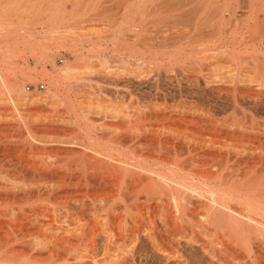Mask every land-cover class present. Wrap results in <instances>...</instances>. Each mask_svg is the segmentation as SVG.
I'll use <instances>...</instances> for the list:
<instances>
[{"label": "bare ground", "instance_id": "1", "mask_svg": "<svg viewBox=\"0 0 264 264\" xmlns=\"http://www.w3.org/2000/svg\"><path fill=\"white\" fill-rule=\"evenodd\" d=\"M71 2L74 4V6L75 4H77L76 9H78L79 11L82 10V6H83V9H84L83 11L85 12V14L88 13L87 15H89L88 16L89 19H86L83 22L81 21L80 23H77V22L70 23L69 20L67 22L66 20L64 21V19L68 18V15H67L68 13L66 12V5L68 3L70 4ZM110 4H113V5L110 6ZM78 5L80 6V9ZM191 5L194 7H193V11L190 13V11L188 10L189 7L188 9H186V7L191 6ZM165 8L166 9L168 8L170 12H172V10L174 12L176 11L178 12L183 11V12L182 13L180 12V15L175 13L177 16H174L175 15L174 14L172 15V17H169L168 15V18L165 15L166 18L163 17L165 19L157 20V18L154 16L157 14H161V12L166 10ZM81 14H83V12H81ZM182 14H186V16L187 15L189 16L186 17L185 15L183 16ZM26 16L28 17L26 18ZM80 16H85V15L83 14ZM160 19H161V16H160ZM217 19H224L226 22L227 20H230L232 23H233V20L239 19L240 24H236L235 27L232 25L235 28L234 29L235 34L239 33V35L246 36L245 38L250 36V38L251 37L253 39L255 38L260 43L264 42V0H166V1L165 0L163 1L162 0H0V68H1L0 78L4 79L5 74L2 71L3 68L5 69L7 68L8 70L12 66V68L14 69L20 63L16 59L24 60V57H23L24 53L19 52L20 50L15 51L13 50V48L14 49L15 48L16 49L18 48L26 49L27 42L29 44V42H31L33 38L35 40L39 37H40L39 39L43 37V39L47 41V43L45 42L47 45H48V42L49 43L51 42L53 45L52 47H54V50L55 48L57 50L62 49L70 53L71 56L75 58L74 59L75 61L72 64H75V65L77 64V67L80 64H85L84 65L86 66L85 68L90 73L87 71L86 72L82 71L85 69L82 67L83 65H81V68H83L81 71L82 73L83 72L88 73V77H87L88 79H89V75L90 76L92 75V78L90 77V80L92 79V81L96 80V79L94 80L93 77L97 78L98 80V78L103 76V75H100L99 77V73H102V70L98 73L97 68L99 67L97 66H102L103 68L106 67L104 69H109L107 73L104 70L106 75L105 73H103L105 75L106 80H104L103 78L104 76L102 77L103 81H105L106 84L104 83L105 86H103V88H100V86H102L103 84L102 83L103 81L98 80V85L102 83L99 86L98 96L101 95L103 99L105 95H109L108 93H111L109 92L111 90L112 92H114V94H116V97H113L115 95L112 96L113 98H117L115 101V104L110 105L112 103L111 102L109 106L108 105L105 106L106 103L104 102L105 103L104 106L101 105L100 104L101 102L99 101V97L97 96L98 93H92L93 96L98 97V99L94 97L92 98V100L96 98L100 102L99 103L96 100V103H98L99 105L98 104L96 105L94 101H93L94 104H85L84 99L86 97H84V95L86 94H84L83 91L85 93L87 92V94L91 92L90 91L88 93L87 90L86 91L83 90V87L85 86V82L83 83V79H86V77H83L80 75L79 68L75 70L77 71V73L75 74V76H73L75 72L73 73L72 70H74L77 67H72L74 65L70 66L71 62L67 58H64V59L61 57L59 58L61 59V67H59V68H62L61 75L63 74V76L65 77L63 79L65 80L67 78L70 79V74H73L70 80H72L74 77V81L73 83H71L74 89L72 95L74 96L76 103L78 105V109H76V107L73 106L75 107L73 108L74 112H76L75 110H77V112L79 111L81 113H84L86 116L87 115L89 116L92 114H100V113L102 114L106 112L108 113L110 112L112 113V115L113 113L118 116L120 115L121 117H123V118H120V120L123 119V121L126 122L125 126L128 125L127 127H129L128 130L124 129L123 131L121 129L124 133V136L122 137L126 139L128 138L129 141L133 143V145L135 144L134 145L135 149L132 148L133 145L131 146L133 150V151L131 150V153L132 154L133 152L135 153V151H137V149L140 148L141 154L142 152L143 154L141 155L140 153L138 152L137 153L140 154L141 157L144 156V151H146L145 152L146 154H147V151H150L149 153L154 154V155L151 154L152 156H155L156 154L159 156L157 160L152 162L154 163L155 167L153 166L152 168L150 165V168H149L148 166L145 165V163L150 162L153 158L144 156V159L142 158L143 160L140 158L139 162L135 161L133 163L124 161L125 159L122 161L120 160L121 158L116 159L115 157L117 154L114 157V152L112 148H111L112 149L111 152H113L112 153L113 155L111 154V152L110 153L108 152L107 154H105L104 153L105 151L102 152V150L101 151L99 150L100 148L103 149V147H99V149H96V147L100 145L97 142L95 143L94 142L95 140L93 141L94 138H92L90 135L87 136L88 134L84 133L83 132L84 130L83 131L81 130L80 132L81 133L83 132L86 135L84 136L87 137V139L85 138L87 141H84L83 138L81 139V137L77 139V137H79L80 135H75V134H73L75 138L71 134L70 135L76 140H72L73 138L67 139L69 137L64 139L61 135H60L61 137L57 135L60 138L56 136V138L58 139H53L54 135L52 134L53 135L52 137L48 133H47V136L51 138H48L47 136H45L46 138H44L43 135L41 134L42 136H40V138L42 137L44 139H38L37 135L35 134L33 135L32 133V135H30L29 138L31 139L33 144L40 143V146L42 143L44 144L54 143L58 145H64V151L66 150L65 146L69 148L71 147L73 149L75 148L73 146H77L79 147L78 149L81 148V151L83 148L82 152L79 150H76L78 153H74L70 150H69L70 152L69 151L65 152V155H67V157L62 158L63 161L60 158L61 161L59 163H57L51 156V158L54 161L51 160L52 163L50 161V164L48 166H46V163H45V166H43V163L41 162L42 158H40L41 153L40 154L37 153L39 154V158L41 159L40 163L38 161H36L38 163H36L35 161L30 162V160L33 158V156H30V155L34 151L30 152L31 154H29V156L32 158H27V161H29L30 163L32 162L35 163V167L33 166L34 164H31V166L34 168L30 170L31 172L34 170V173H36L35 171H37V173H39L38 176L43 175V173L45 176L46 175L45 173L48 172V174L50 173L48 175V178L49 176H51V174L54 176H57V180L55 179L56 181L54 182H53V176H51L52 178H49V179L46 176L48 180L50 179L52 180V181L50 180V182L52 183H46L48 180L45 182V177H44L43 179L44 182L43 180L42 182L46 183L45 186L42 184L41 179H40V182H41L40 185L44 186L43 187L45 189L44 191L45 192L49 191L51 194L54 191H58V192L59 191L61 192V190L70 191L69 189H72V190L74 189L76 191L77 190L79 191L80 189H85L86 190L85 193H81V195H76L78 197L80 196V198H78L79 200H76L77 197L74 198L76 200L74 203L76 204L78 202L76 205L83 206L84 202L87 201V200L85 201V199L89 198L91 200L88 203L95 204V202L97 203L100 202V203H103L102 206H104L102 212L105 214L103 216L102 214L101 215L99 214L100 216L95 217L96 219H91L93 221V222L90 221L91 223L87 222V219H86L87 217L85 216V213L83 211H81V213L77 212V215L79 214L78 216L79 218H76V220L81 219L78 223V226H76L75 228L73 226L74 229L72 228V230H61L60 229L59 230L60 232H56L57 235H55V237H53V235L56 233H54L52 237H49V241L51 240V242L53 238L54 240L56 239L55 243L54 241L52 242V244L54 243L53 245H55L54 246L55 248L63 247L61 249H64L67 246L69 250V245L67 244L72 245L71 240L73 238L81 239L87 236L93 239L95 235L97 237V233L101 230L102 236H104V241L107 243V245L114 246V244H109V243H113V241H117V239L122 241L124 238L125 240L126 235L127 236L129 235L128 237L131 240V243L129 241L130 243L129 245H127L126 247H121L123 256L122 255L120 257L115 256L114 259L111 257L110 260L109 258H107L108 259L107 264H129L130 263L129 261L133 262L132 264H136L137 262L135 261V258H136L135 256L138 251V245L140 244V241L142 240L147 241L149 243L151 247V251L154 255L159 256L160 258H162V261L164 260L168 262L169 264H191L190 260L188 259V256L185 253L186 250L188 251L193 250L194 252L199 251L201 255L203 256L202 258L206 259L208 263H211V264H264V188H263L264 185L261 183V181L264 182V180L263 179L261 180L260 177L257 176L258 175L257 173H255L256 174L255 175L252 172V170L254 169L252 168V166L256 167L255 165L257 166L259 164L262 165L263 162L260 163L258 159H257L258 162H256V159H254V161L251 159V157L254 158V156L258 158L260 155H261V159L262 157L264 159V146L261 147L258 144L260 147L257 148L256 145L252 144L254 141L256 142V140L254 139L252 143L250 141L251 144H249L248 142L247 144H242V146L240 145L234 146L230 143L235 142L236 140L231 141L233 140L234 137L231 138L230 137L231 133H229L230 131L233 133L234 131H236L234 133L235 135L236 133H238V131H241L242 134L244 132H247L248 134L251 131L255 130L254 124L249 125L247 121L246 122L244 121V120H247L246 117H252V115L249 112L250 110L249 108L251 107L248 106L247 109L249 110H247V112H245V110L244 111L242 110V113H240L242 117L244 116L246 118L245 119L243 117L244 118V119L242 118L243 121L239 120L241 119L240 117V118H236L239 121L236 123L228 121V118H227V121L224 118L223 119L224 121L222 122L221 121L222 118H220L221 119L220 120L218 119L219 117H215V115H212L213 110H211L207 105L205 106V104L202 103L201 97L200 99H197V101L193 102L191 100L192 98L191 99L189 98L190 99L189 100L187 96L182 95L183 90L185 91L189 90L191 94L192 93L193 94L195 93L196 95L198 94L197 96L203 93L206 94V92L209 91L207 93L208 94L210 93V95L211 93L217 94L220 96L225 95L227 96V98L236 99L237 101L247 100V101H252V102H256V101L258 102L260 97L264 98V52H262L264 49H262L261 51H257V53L259 54L263 53V55L261 54L260 55L261 57H260L257 55L256 56L252 55L251 52L249 51L248 52L244 51L245 53H242L241 51H239L240 48L237 49L235 47L234 49L233 45H231L233 46V50L227 49L226 47L229 46L227 44H226L227 46L225 47L226 49H223L221 47H219L220 48L219 49L218 47H216L218 48L216 50H211L212 47L211 48L209 47L210 49H204V48L197 49L195 47V45H197L198 42H201L199 40L200 39L202 40L204 36L203 34L205 32L203 31L207 30V27H208L207 21H215ZM209 23H210V27L211 26L213 27V24H211V22ZM241 23H242V26H241ZM205 24H207L206 28L204 27ZM37 25L38 27H36ZM216 25L220 27L219 24H217V22H216ZM227 26L228 25H226L225 27ZM214 27H215V23H214ZM232 28L230 29L232 30ZM165 29H167L166 32L167 33L169 32V33L162 35L161 34L162 31L165 32ZM217 29L219 30V28ZM217 29L215 27V32ZM210 30H213L214 32L213 28ZM218 30L217 32L222 31V30H219V31ZM176 31H178L177 34H175ZM227 31L225 33L230 34V31L228 32ZM211 33L212 32L210 31V34H207V35L210 36ZM212 34H215V33H212ZM214 36H217V35H214ZM108 38L110 39V41H112L111 42L112 45H107V44L102 45L101 41L107 40ZM214 38L212 37V39ZM222 38H224V36ZM250 38L248 37L246 41H248ZM209 39L207 38L203 40L206 42V40H209ZM42 40L40 42H43ZM212 41L214 42L215 40H212ZM236 41H237V38H236ZM242 41L244 43L245 40H242ZM221 42H222V39H221ZM221 42L219 44H222ZM228 42L229 41H227V43ZM89 46L91 47L90 49L87 48ZM262 46L264 45L262 44ZM12 52L16 53L15 57L14 55L13 57H11ZM7 53L11 55L9 57L5 56V54ZM45 53L46 51L44 48V52H43L44 56L48 54V52L46 54ZM60 53L58 51V57L59 55H61ZM105 53H108L109 56H105L104 55ZM3 55L6 57V59H4ZM46 58H44L43 60V65H44L45 60L47 61V63H50L53 66L59 65L57 63L58 62L57 55L56 56L52 55L51 58H47V59ZM122 62L123 63L125 62L126 66L125 67L123 66L121 68ZM47 63L45 62V64ZM13 66H16V67H13ZM102 67H100L99 70ZM203 67H208L209 71H211L210 68H212L213 70L214 67H216L217 69L222 67L225 69L226 73L224 76L217 77L214 73L217 71H216V68H214L215 70L213 72L215 75L214 77L212 76L213 74L212 75L207 74L209 73L207 71H206L207 73L204 72L206 73L205 75L203 73V69H202ZM45 70L47 71V69ZM82 75H84V73ZM92 81L91 83H95ZM5 82L7 84L6 80ZM87 83L90 84V82H87ZM88 86H89L88 88H90V85ZM92 86H94V84L91 85V88H93ZM9 88H11V86L6 89H9ZM36 88L37 87H35L34 91L32 90L35 93H36L35 91ZM105 88L107 89V91L104 90ZM23 89L22 87L20 88L19 86H15L13 89L10 90V92H12V96L13 95L15 96V100L18 103H22L23 101H25L26 96L24 93H26V90H23ZM96 89L97 87L93 89L95 90L94 92L98 91V89L97 90ZM89 90H92V89H89ZM46 93L49 94V92H46ZM70 93H72V90ZM112 94L113 93H111V95ZM33 96L34 97L32 99H34L35 101H40L42 98L45 97V96H42V93L41 95L37 93V94H34ZM260 102L262 101L260 100ZM252 104L254 105V103ZM234 114H236V111L234 112ZM2 117L3 116H1V118ZM233 117H230V118H233ZM15 119L20 121V119H17V118ZM251 119L250 121L253 122V119L252 120ZM3 120H5V118L0 119V122H1L0 125L2 124V122L4 123ZM5 121L7 122V120ZM199 122H201L200 126L198 125ZM194 124H195L194 126L195 128L191 126ZM2 125L0 127L5 128ZM190 126L193 129L190 128ZM10 129H12V127ZM112 130L110 129V131ZM86 132H88V130ZM109 132L107 131V133ZM91 133L89 132V134ZM228 133L230 135L229 138H231L230 143H227L228 141L226 142L225 139L223 138L224 136H226L227 138ZM118 134H115V135L118 136ZM208 134L210 135L212 134L213 137H211L212 136L211 135L209 138ZM262 134H264V132ZM16 135L17 134L13 136L11 134L10 136L9 133H7V130H5V132H0V148H2V150H0V182L4 181L3 185L2 183L0 184V207L1 205L3 207L8 206L9 203L12 204L13 202L10 199V197L12 196H9V194L11 195V192L16 191L18 189V184H19L18 180L20 178L19 177L13 178L12 176L13 175L20 176V174L21 176L22 175L24 176V174L26 175V172H30L28 170L32 168V167L29 168L27 164L25 165L24 164L25 161L22 160V158L27 157V156L25 157L23 156L26 155L25 147L27 146L26 142L28 140L26 141V139L23 138L24 136L22 135H21L22 137L20 136L17 137ZM94 136L96 135H93V137ZM119 137L121 136L119 135L118 139ZM250 137L248 136L249 139ZM115 138L117 139L116 136ZM124 138H122V140ZM95 139L96 141H98L99 138L98 139L95 138ZM116 139H114L113 137L109 139V141L112 140L113 142V140L116 141ZM100 141H102V139ZM257 142L260 143L259 141ZM119 143H122V145L126 144V143H123L122 141H120ZM33 144L32 145L29 144L30 147H32ZM103 144L102 146H106ZM261 144H262V141H261ZM36 145H35V148H36ZM243 145H246V146H243ZM42 146L43 148H45L44 147L45 145H42ZM55 146L56 145H54L53 147ZM8 147H15V150L17 148L19 149L21 148V149L16 150V151H11V148L9 150ZM39 148L40 147H37L35 149L36 152H37V149ZM125 148L126 147L124 148L122 147L121 149H123V151H125L126 149L128 150V148L126 149ZM57 149L55 152H57ZM204 149L217 150L219 152L221 151L222 159L224 158L223 156H225V159L226 158L228 159L229 154L226 155V152L228 151L232 152L233 150L236 153L237 158H239L240 156L241 157L246 156V158H248L249 161L250 160L252 161L249 162L247 167L244 165V167L246 168V169L244 168L245 169L244 171H243V166H241L242 168H239L240 166L238 167V165H240V161L244 160L245 158L237 162L238 165L235 167L242 169L244 174L240 173L241 172L240 170L231 167L232 170L234 169H235L234 171L238 170L240 171L238 172L239 174H243L242 176H240L236 172L237 174L236 176L237 177L239 176V178L241 179V180L238 179L240 181L236 180L237 181L236 182L235 181L236 178L234 177L235 178L234 179L232 176V173L234 174L235 172H233L230 169V166H229V169H230L229 172L232 171L231 176L229 174L224 175L226 174V172L223 170L224 168L223 164L225 165L226 160L224 161V163L222 160L220 161V163L218 162L216 165L217 166V169H216L215 167L216 160L214 159V155H212L213 157L210 155L209 156L214 159L215 164H213V161L211 160V158L209 159V157H207L208 155L205 156L206 153L203 151ZM60 150H58V153L61 152ZM200 150L204 152V155L201 154L202 159L199 160L197 158H199L198 156H200L201 158ZM224 150H227V151L224 152ZM27 152L29 153V150ZM44 152H46V150ZM117 152L120 153L119 155H121L122 157L123 154H121V152L119 151ZM222 152L225 153V155H223ZM51 153H52V150H51ZM58 153L57 154L55 153V155L56 156L59 155ZM33 154H35V152ZM37 154L35 158H38ZM48 154L49 153L47 152V155ZM108 154H111V155H108ZM209 154H213V152L212 153L210 152ZM51 155H54V154H51ZM68 155L72 157L68 159ZM140 155H137V156H140ZM157 155L155 156V159ZM217 155L218 154L215 155L216 159H218V157L220 156L219 155L217 157ZM257 155L259 156L257 157ZM184 156H187V158L186 157L183 158ZM203 156L207 157L209 160L212 161L211 166H209L211 161H209L208 159L205 160L206 158L205 157L203 158ZM133 157H135V155ZM229 157H231V153ZM124 158H125V155H124ZM138 158L139 157H137V160ZM237 158H235L234 160L238 161L236 160ZM6 160L8 162L6 164L8 165L5 164ZM175 160L179 161V163L176 162ZM229 160L227 162H229ZM131 161H134V160L131 159ZM174 161H175V164L177 163L176 166L174 165ZM244 161H242V163ZM196 164H202L203 166L202 169H195ZM212 165L214 168L212 167ZM157 166L159 167L161 166L162 168L158 169L156 168ZM193 166H194L193 168L194 170L192 168L190 169V167H193ZM219 168L220 170L222 168L223 172L225 173L224 174L223 172L221 173V171H219ZM226 168L228 167L226 166ZM256 169L258 168L256 167L254 169V172L257 171ZM262 169H264V167ZM263 171L261 170V172ZM16 173L18 175H16ZM16 178H18V180ZM24 178H22V180L25 182V185H27L25 181L26 179L24 180ZM261 178H264V177L261 176ZM13 179H15L14 181H15V184L17 185V186L15 185L17 188L16 190L13 189L14 187H11V184L10 186H8L9 184L6 183V181L10 183V180L12 181ZM232 179H234L235 183L238 185L240 182V185L242 186V189L245 192L243 190H240L241 187H239V190H235L237 189L238 185L235 186L236 184L234 183L231 184V182H230L231 186L233 185V188L236 187L235 189H233L229 187L230 184L226 186V188L229 187L227 189L230 190L231 188V190H234L231 193L226 192V191L222 192L221 191L222 189L215 187V185L218 186L219 184V183L217 184V182L223 181L222 183L228 184L229 181H232ZM16 180H17V183H16ZM197 181L198 183L199 182L202 184L204 183V186L206 189L203 190L204 187L202 186L203 187L202 189L199 186L200 183L199 185H197V188H196L195 182ZM19 182L21 184V179ZM38 182H35V184L37 185ZM4 183L8 185L6 186L4 185ZM25 185L23 186V188L25 187V190H26L28 186H25ZM36 185L31 186L30 184L29 186H31V188L33 189L34 186ZM19 187L22 188V186L20 185ZM37 187L40 188L42 186H38V185L36 186L35 189H37L38 191L39 189ZM200 188L202 191L198 190ZM215 188H217V190L219 189V191L217 190L214 191ZM21 190H23L21 191L23 193L24 189H21ZM235 191H236V194H234ZM49 192L45 194H49ZM18 193H20V191ZM18 193H15V195ZM45 194H43V196ZM55 194L57 195L58 193L55 192ZM55 194H51L53 195V198ZM66 195L69 196L68 193ZM14 197H12V199ZM142 197L144 199H142ZM69 198L73 200V196H69ZM19 199L21 200V198ZM67 199L68 197H66V200ZM193 199L194 201H197V202L193 203ZM79 202L82 204H79ZM86 203L84 204L83 207H85ZM150 204L153 205L152 206L153 214L150 213L152 216L148 214V217H149L148 220L145 217V220H147L148 223H147V226L144 227L143 230H141L140 223L142 219L140 220L139 219L140 217L138 218L136 215H134L133 214L134 211L131 212V209L129 211L133 215L131 213H126V209H129L132 207L135 209L137 208L138 212L140 211L139 213L142 214L144 211H150L148 210L151 208L149 207ZM71 210L73 211V209ZM129 211L127 210V212ZM5 212L4 213L3 211L0 212V234H1L0 235V243H1L0 247L2 246V251L0 250L1 251L0 252V264H26V254L23 251L16 250L17 248L14 249V246L11 247L13 248L12 250H10L11 248L8 249L14 243L18 244L17 242H18L19 237L17 239V236L16 234H14V232L18 231V234H19L20 231H22L21 228L23 226L22 224L24 223H21L20 221H17V219H15L17 223H19L21 226L19 224L18 225L15 224V220L13 218L14 216H17V212H16V215L13 213H9L10 211L9 212L7 211L9 214L7 213L8 215H6ZM126 214H131L129 215V218H128L130 220L129 221L130 223H127L128 221H127ZM9 216H10V219H8ZM82 217H86V218H82ZM84 219L86 220L84 221ZM88 223H90V226ZM110 226L112 227L110 230H113L112 231L113 233L111 231L109 232V229H107L108 231H104L107 227L110 228ZM124 226L126 227L124 228ZM46 227H48V225H46ZM86 227H88V229H86ZM5 234L7 236H5ZM24 235L26 236V234ZM24 235L22 236L24 237ZM24 239L25 237L23 238V240ZM23 240L20 239V242L21 241L23 242ZM49 241L47 240V243ZM22 242L20 244H23L25 241L23 243ZM52 244H51V247L53 248ZM48 246L46 247L48 248V251H50L52 248L49 249L50 246L49 247ZM167 246H169V249L166 248ZM45 248L43 247V249ZM66 250L64 249V251ZM88 250L89 249H87V251ZM51 251L52 252H49L50 254L54 252L53 250ZM49 253H48L49 257L54 255L52 254L50 256ZM67 253L69 254V252ZM55 256L56 254L51 259L55 260L54 259ZM76 256L78 258L76 257L77 260L75 261H77L78 263V261L82 260V263H83L84 259L81 258V256L79 257V255H76ZM105 259L103 258V260ZM30 260H33L34 262L37 259L34 260L30 258ZM38 260H41L40 257ZM134 261L136 263H134ZM60 262L65 263L64 259L62 258H59V263ZM69 263L66 262V264H69ZM196 264H199V262Z\"/></svg>", "mask_w": 264, "mask_h": 264}, {"label": "rangeland", "instance_id": "2", "mask_svg": "<svg viewBox=\"0 0 264 264\" xmlns=\"http://www.w3.org/2000/svg\"><path fill=\"white\" fill-rule=\"evenodd\" d=\"M163 1V0H162ZM166 1V0H165ZM71 4V5H70ZM68 3L67 5H66V12L68 13L67 15H68V18H66V19H64V21L66 20V22L69 20V22L70 23H80L81 21L83 22V21H85L86 19H89L88 18V16L89 15H87L88 13H86L85 14V12L83 11L84 9H83V6H82V10L81 11H79L78 9H76V7H77V4H75V6H74V4L71 2V3ZM80 5V4H79ZM78 5V6H79ZM81 5H82V3H81ZM84 5V4H83ZM113 4H110V6H112ZM188 7H189V9H188ZM193 7L194 6H187L186 7V9H188L189 11H190V13L193 11ZM79 9H80V6H79ZM166 9V8H165ZM77 10H78V12H80V13H78L77 12ZM164 10V9H163ZM162 10V11H163ZM171 10V9H170ZM77 13H76V12ZM187 11V10H186ZM188 11V12H189ZM81 12H83V14L85 15V16H80V15H83V14H81ZM169 11V9L167 8L165 11H163V12H161V14H163V15H161V14H157V15H155L154 17H156L157 18V20H162V19H165L166 17L168 18V15H169V17H172V15H174L175 13L176 14H178V15H180V12H178V11H176V12H174L173 10H172V12H170ZM183 12V11H182ZM181 12V13H182ZM167 13V14H166ZM173 13V14H172ZM185 13V12H184ZM189 13V14H190ZM79 14V15H78ZM174 15V16H177V15ZM193 14V13H192ZM191 14V15H192ZM161 16V19H160V16ZM165 15H166V17H165ZM183 16L185 15L186 16V14H182ZM187 16H189V15H187ZM186 16V17H187ZM28 16H26V18H27ZM163 17H165V18H163ZM222 20V21H221ZM236 20V21H235ZM235 20H233V23L230 21V20H227V22L224 20V19H217V20H215V21H207V23H208V27H207V30H205V29H203V30H205V31H203V32H205L203 35L205 36V37H207V36H209V35H207V34H210V31L212 32V33H215V34H212L211 33V37L209 36V37H207L208 39L210 38V39H212V37L214 38V37H216V38H214V39H212V40H215L214 42L212 41V40H206V42L203 40V39H207V38H205L204 36H203V38H202V40H203V42H202V40L200 39L199 41H201V42H198L197 43V45H195V47L197 48V49H210L211 47H212V49L211 50H216V49H218L219 47H221V48H223V49H230V50H233V46H234V49H235V47L237 48V49H239V51H241L242 53H245L244 51H246V52H251V54L252 55H257V56H260L261 54L263 55V53H257V51H261L262 49H264V46H262V44L264 45V42L262 43H260L259 41H257V39H253L252 37L250 38V36H248L250 39L248 40V41H246L247 40V38H245L246 36H242V35H239V33H236L237 34V36H236V34L234 33V27H235V25L236 24H240L239 22V19H235ZM229 21V22H228ZM235 21V22H234ZM209 22H211V24H213V29H214V32H213V30H210V29H212L211 27H210V23ZM216 22H217V24H219V26L220 27H218L217 25H216ZM214 23H215V27H216V29L217 28H219V30H222L221 32L219 31V32H217V30H216V32L217 33H219V34H217L216 32H215V27H214ZM232 23V24H231ZM231 24V25H230ZM247 24V23H246ZM206 25L207 24H205V28H206ZM221 25H222V27H221ZM226 25H230L229 27L227 26V27H225ZM234 27H233V26ZM241 26H242V23H241ZM36 27H38V25L36 26ZM209 27H210V29H209ZM233 27V28H232ZM227 28H232V30L230 29H227ZM225 29V30H224ZM209 30V31H208ZM224 30V31H223ZM230 31V34L229 33H225L226 31ZM167 29H165V32H163L162 31V35L163 34H168L167 32ZM175 31V30H174ZM208 31V32H207ZM227 31V32H228ZM177 32L178 31H176V33L175 34H177ZM224 32V33H223ZM232 33V34H231ZM214 35H217V36H214ZM224 36V38H222ZM218 37V38H217ZM242 37H243V39H242ZM40 38V37H39ZM39 38H37V39H35L34 40V38L31 40V42H29V44H28V42H27V44H26V49H22V48H18V49H14L13 48V50H15V51H19V52H23L24 54H23V57H24V60H20V59H16L17 61H19L20 63H19V65L16 67V66H13V67H16V68H12V66L7 70V68L5 69V68H3V72H4V79L7 81V84H6V82H5V80L4 79H2V78H0V79H2V80H0V119H4L5 118V120H7V122L5 121V120H3L4 121V123L2 122V126H4L5 128H3V127H0V132H5V130H7V133H9V135L11 136V134L14 136L15 134H17L16 136L18 137V136H20V137H22V136H24L23 138H25L26 139V141L28 142H26V155H24L23 157H25V156H27V157H25V158H22V160H24L25 161V165L27 164L28 165V167L30 168V167H32L31 166V164H34L33 166L35 167V163L34 162H32V163H30L31 161H38L39 163H40V161H41V159L40 158H42V163H43V166H45V163H46V166H48L49 164H50V161L52 160V161H56L57 163H59L61 160L63 161V159L62 158H65V157H67V155H65V152H68L69 150L70 151H72V152H74V153H78L76 150H79V151H81V148L80 149H78L79 147H77V146H73V147H75L74 149L73 148H69V147H66L65 146V149L67 150H65L64 151V145H58V144H54V143H42L41 144V146H40V143L39 144H37V143H34L35 145H36V148L37 147H40L39 149H37V152H36V148H35V145L33 144V142L31 141V139L29 138V136L30 135H32V133H33V135L35 134V135H37V138L38 139H44V138H46L45 136H47V133L49 134V135H51L52 137H53V135H54V137H53V139H58V138H60L61 136L64 138V139H66L67 137H69V138H67V139H72L73 137L75 138V136L73 135V134H75V135H80L79 137H77V139L78 138H80L81 137V139L83 138V140L84 141H87L86 139H87V137H85L86 135L84 134V133H86V134H88L87 136H91L92 138H94L93 139V141L96 143H98L100 146H98V147H96V149H99V147H103V149H99L100 151L102 150V152H104L105 154H107L108 152L110 153L111 151H112V149H113V152H114V157H115V155H116V159H118V158H121L120 160H124V161H128V162H130V163H133V162H139L140 160V158L142 159H144V156H148V157H150V158H153L150 162H143V163H145V165L146 166H148L149 168H150V165H151V167L153 168V166H154V163H152V162H154L155 160H157L158 159V155H157V157H156V159H155V156H152V155H154V154H152V153H149L150 151H147V154L145 153L146 151H144V156L143 157H141V155L143 154V152H142V154H141V149L139 148V149H137V147H136V149H137V151H135V153L133 152V154L131 153V150H132V148H134L135 146V144L133 145V143L132 142H130L129 141V139L127 138H124V137H122V136H124V133H123V131H124V129L125 130H128L129 129V127H127V126H125L126 125V122L125 121H123V119L122 120H120V118H123V117H121L120 115L118 116V115H116V114H114L113 113V115H112V113H108V112H106V113H100L101 114V116H100V114H92V115H85L84 113H81V112H77V110H75L76 112H74V110H73V108H75L76 107V109H78V105H77V103H76V100H75V98H74V96L72 95L73 94V86H72V84L71 83H73V81H74V77H73V79L72 80H70L71 78H72V75L73 74H70V79L69 78H67L66 80L65 79H63V78H65L64 76H63V74L61 75V73H62V68H59V67H61V59H59L60 57L61 58H67L68 60H70V66H72V65H74V66H72V67H77V64L75 65V64H72V63H74V57L73 56H71V54L70 53H68L67 51H64V50H57L56 48H55V50H54V47H52L53 45H52V43H51V45H50V43L48 42V45L46 44L47 43V41H45L44 39H43V37H41V39H39ZM236 38H237V41H236ZM43 39V40H42ZM217 39H219V40H217ZM221 39H222V42H221ZM229 39V40H228ZM252 39V40H251ZM39 40V41H38ZM43 41V42H40V41ZM242 40H245L244 41V43H243V41ZM106 41V42H105ZM209 41V42H208ZM212 41V42H211ZM227 41H229L228 43H227ZM252 41V42H251ZM254 41V42H253ZM46 42V43H45ZM104 42V43H103ZM112 41H110V39L108 38L107 40H102L101 41V43H102V45H112V43H111ZM222 43V44H219V43ZM236 42V43H235ZM249 42V43H248ZM259 42V43H258ZM39 43V44H38ZM40 43H41V45H40ZM204 43V44H203ZM230 43H232V44H230ZM248 43V44H247ZM255 43V44H254ZM257 43V44H256ZM36 44V45H35ZM42 44H43V46H42ZM45 44V45H44ZM219 44V45H218ZM225 44V45H224ZM229 45L228 47H226L227 45ZM30 45V46H29ZM32 45H33V47H32ZM231 45H233V46H231ZM243 45V46H242ZM38 46V47H37ZM46 46V47H45ZM254 46V47H253ZM29 47V48H28ZM42 47V48H41ZM210 47V48H209ZM216 47H218V48H216ZM226 47V48H225ZM232 47V48H231ZM259 47V48H258ZM44 48H45V51H46V53L48 52V54L47 55H45L44 56V54H43V52H44ZM88 49H90L91 47L89 46V47H87ZM247 48V49H246ZM34 49V50H33ZM42 49H43V51H42ZM220 49V48H219ZM249 49V50H248ZM22 50H24V51H22ZM49 50V51H48ZM256 50V51H255ZM37 51V52H36ZM51 51V52H50ZM57 51V52H56ZM58 51H59V53L61 54V55H59V57H58ZM238 51V50H237ZM255 52V53H254ZM262 52H264V50L262 51ZM45 53V54H46ZM52 53V54H51ZM55 53H57V54H55ZM8 54V53H7ZM5 54V56H10L11 54ZM15 54L16 53H14V52H12V55H11V57H13V55H14V57H15ZM42 55V56H41ZM52 55L53 56H56L57 55V63L59 64V65H56V66H53L52 64H50V63H47V61L45 60V62L47 63V64H45V62H44V65H43V60H44V58H46L47 56V58H51L52 57ZM105 56H109V54L108 53H105L104 54ZM230 55V54H229ZM4 56V55H3ZM4 56V59H6V57ZM8 57H7V59H8ZM10 57V58H11ZM228 57V56H227ZM254 57V56H253ZM261 57V56H260ZM43 58V59H42ZM46 58V59H47ZM39 61V62H38ZM40 63V64H39ZM49 64V65H48ZM44 67H43V66ZM81 65H83L82 67L83 68H85L86 66H84L85 64H80L77 68H75L74 70H72L73 71V73H74V75L73 76H75V74L77 73V71H75V70H77L78 68H79V72H80V75L81 76H83V77H86V79H83V83L85 82V86L83 87V90H87L88 91V93L89 94H87V92L85 93L84 91H83V93L84 94H86V95H84V97H86L85 99H84V103L85 104H94V103H96V100L98 99V97H99V101L101 102H99L98 100V102L101 104V105H103L104 106V104H105V106H109V104L110 105H113V104H115V101H116V99L117 98H113V97H116V94H114V92H112L111 90L109 91V92H111V93H113L112 95H111V93H108L109 95H103L104 96V98L102 99V96L100 97V96H98L99 95V86L103 83H105V81H103V78H104V80H106L105 79V75H106V73L108 72V70L109 69H104V68H106V67H102V66H97V67H102L100 70H99V68H97V71H98V73L102 70V73H99V77H100V75H103V76H101L100 78H101V80H100V78H98V80L99 81H103L102 83L101 82H99V83H101L100 85H98V80H97V78H95V77H93L94 78V80L95 81H92V79L90 80V77L92 78V75L90 76L89 75V79L87 78L88 77V73H85L86 71L87 72H89L86 68V70L84 69V70H82L83 68H81ZM202 65V64H201ZM200 65V66H201ZM125 67L126 66V64H125V62L123 63L122 62V64H121V68L122 67ZM19 67V68H18ZM214 68H216V67H214ZM214 68H213V70H212V68H210V70L212 71H209V68L208 67H203L202 69H203V73L204 72H209V73H207V74H213L212 76L214 77L215 75L217 76V77H219V76H224L225 75V69L224 68H222V67H220V68H216V71L217 72H214L215 70H214ZM222 68V69H221ZM1 69V68H0ZM5 69V70H4ZM44 69V70H43ZM45 69H47V71L45 70ZM17 70V71H16ZM85 71V72H83L84 73V75H82L83 73H82V71ZM104 70H105V72H104ZM72 71H71V73H72ZM224 71V72H223ZM47 72V73H46ZM49 72V73H48ZM58 72V73H57ZM78 72V73H79ZM215 73V75H214V73ZM219 72V73H218ZM223 74H221V73ZM9 73V74H8ZM52 73V74H51ZM90 73V72H89ZM103 73H105V75L103 74ZM206 73H204L205 75H206ZM218 73V74H217ZM22 74H23V76H22ZM53 74H55V75H53ZM87 76H86V75ZM15 76V77H14ZM82 77V78H83ZM96 77H98V76H96ZM103 77V78H102ZM57 78V79H56ZM60 79V80H59ZM88 79V80H87ZM58 80V81H57ZM14 81V82H13ZM72 81V82H71ZM90 82V84L89 83H87V82ZM91 81L92 82H95V83H91ZM24 84H23V83ZM97 82V83H96ZM3 83H5V84H3ZM87 83V84H86ZM17 84V85H16ZM71 84V85H70ZM94 84V86H92L93 88H91V85H93ZM102 84V86H100V88H103V86H105V84L103 85ZM69 85V86H68ZM84 85V84H83ZM88 85H90V88H88L89 86ZM5 86H6V88H8V87H10L11 86V88H9V89H6L5 88ZM13 86V87H12ZM15 86H19L20 88L22 87V89L23 90H26V93H24L25 94V96L27 97V99H28V101H27V99H26V97H25V101H23L22 103H18V102H16V100H15V96L13 95L12 96V92H10V90L11 89H13ZM57 86H58V88H57ZM71 86H72V88H71ZM2 87V88H1ZM29 87V88H28ZM33 87V88H32ZM35 87H37L36 88V93L35 92H33L34 91V89H35ZM68 87V88H67ZM97 87V89H98V91L97 92H94L95 90H93L94 88H96ZM43 88H44V90H43ZM254 88H255V86H254ZM28 89V90H27ZM89 89H92V90H89ZM96 89V90H97ZM31 90V91H30ZM33 90V91H32ZM37 90H38V92H37ZM71 90H72V93H70L71 92ZM105 91H107V89L105 88L104 89ZM254 90V89H253ZM93 91V92H92ZM102 91H103V89H102ZM7 92V93H6ZM28 92V93H27ZM46 92H49V94L48 93H46ZM189 92V93H188ZM207 92H209V91H207ZM206 92V94H200L199 96H197L195 93L193 94H191L190 93V91L189 90H187V91H185V90H183V93H182V95H184V96H187V98L189 99H191L193 102L194 101H197V99H200V97H201V101H202V103L203 104H205V106L207 105L211 110H213V113H212V115H215V117H219L218 119H220V118H222V122L224 121L223 119L225 118V120L227 121V118H228V121H230V122H239L236 118H240L241 117V119H239V120H242V118L244 117H242V115L240 114V113H242V110L244 111L245 110V112H247V110H249V112H250V114L252 115V117H246L247 118V120H244L245 122L247 121V123L249 124V125H253L254 124V131H251L250 133H248L247 134V132H244L243 134H242V132L241 131H238V133H236L235 135H234V133L236 132V131H234V133L233 132H229V133H231L230 135H229V133H228V137L226 138V136H224L223 138L225 139V141L227 142V143H230L231 141H235V142H232V143H230V144H232V145H234V146H242V144H247L248 142H249V144H251L254 140H256V142L257 141H259L260 143H258L257 142V144H256V142L254 141L252 144H254V145H256V147L257 148H259L260 146L262 147V146H264V134H262L263 132H264V98L263 97H260V99L258 100V102L256 101V102H252V101H247V100H245V101H237L236 99H230V98H227V96H225V95H217V94H212L211 93V95H210V93L208 94ZM40 94L41 95V93H42V96H45L44 98H42L40 101H35L34 99H32L34 96V94ZM92 93H98L97 94V96H93V94ZM105 93V92H104ZM187 93V94H186ZM202 93V92H201ZM2 94V95H1ZM10 94V95H9ZM46 94V95H45ZM90 94H92V95H90ZM177 94V93H176ZM88 95V96H87ZM95 95V94H94ZM113 95H115V96H113ZM178 95H179V93H178ZM191 95V96H190ZM202 95V96H201ZM217 95V96H216ZM1 96H2V98H1ZM109 96V97H108ZM113 96V97H112ZM196 96V97H195ZM207 96V97H206ZM209 96V97H208ZM94 97H96L95 99H93L92 100V98H94ZM110 97H112V98H110ZM195 99H194V98ZM197 97H199V98H197ZM216 97V98H215ZM221 97V98H220ZM90 98V99H89ZM206 98V99H205ZM209 98V99H208ZM15 101H14V100ZM48 99V100H47ZM106 99H108V100H106ZM114 99V100H113ZM189 99V100H190ZM194 99V100H193ZM219 99V100H218ZM32 100V101H31ZM111 100V101H110ZM210 100V101H209ZM232 100V101H231ZM260 100L263 102H260ZM35 101V102H34ZM43 101V102H42ZM88 103H87V102ZM92 103H91V102ZM93 101H94V103H93ZM225 101V102H224ZM16 102V103H15ZM41 102V103H40ZM90 102V103H89ZM105 102V103H104ZM108 102V103H107ZM215 102V103H214ZM237 102V103H236ZM260 102V103H259ZM23 103H25V104H23ZM30 103V104H29ZM44 103H46V104H44ZM210 103V104H209ZM223 103V104H222ZM236 103V104H235ZM252 103H254V105L252 104ZM18 104V105H17ZM34 104H36V105H34ZM40 104V105H39ZM73 104V105H72ZM98 103H96V105H97ZM233 104V105H232ZM240 104H242V105H240ZM258 104V105H257ZM22 105V106H21ZM77 105V106H76ZM99 105V104H98ZM237 105V106H236ZM253 105V106H252ZM73 106H75V107H73ZM114 106H116V105H114ZM213 106V107H212ZM248 106L249 107H251V108H249V109H247L248 108ZM70 107V108H69ZM222 107V108H221ZM244 107V108H243ZM253 107V108H252ZM236 108V109H235ZM238 108V109H237ZM253 111H252V110ZM240 110H241V112H240ZM2 111V112H1ZM218 111V112H217ZM236 111V114H234V112ZM259 111V112H258ZM5 112H7V113H5ZM10 112V113H9ZM29 112V113H28ZM225 112V113H224ZM248 112V113H249ZM252 112V113H251ZM26 113V114H25ZM35 113V114H34ZM78 113H80V114H78ZM215 113V114H214ZM237 113H238V115H237ZM254 113V114H253ZM8 114V115H7ZM28 114V115H27ZM105 114V115H104ZM241 116H240V115ZM20 115V116H19ZM75 115V116H74ZM220 115V116H219ZM226 115V116H225ZM236 115V116H235ZM255 117H254V116ZM1 116H3L2 118H1ZM7 116V117H6ZM24 116V117H23ZM36 116V117H35ZM116 116H117V118H116ZM222 116V117H221ZM235 117V119H234V117L233 118H230V117ZM239 116V117H238ZM9 117V118H8ZM254 117V118H253ZM7 118V119H6ZM15 118H17V119H20V121L19 120H16ZM88 120H87V119ZM119 118V119H118ZM245 118V117H244ZM243 118V119H244ZM245 118V119H246ZM253 119V122L252 121H250V119ZM14 121H13V120ZM32 119V120H31ZM84 119V120H83ZM116 119V120H115ZM234 119V120H233ZM251 119V120H252ZM262 119V120H261ZM10 122H9V121ZM29 120V121H28ZM34 120V121H33ZM119 120V121H118ZM2 121V120H1ZM12 121V122H11ZM22 121H23V123H22ZM72 121V122H71ZM80 121V122H79ZM243 121V120H242ZM16 122V123H15ZM48 122V123H47ZM55 122V123H54ZM88 122V123H87ZM122 122V123H121ZM123 122H125V123H123ZM241 122V121H240ZM1 123V122H0ZM9 123V124H8ZM70 123V124H69ZM73 123V124H72ZM168 123V122H167ZM251 123V124H250ZM7 124H8V126H7ZM121 124H122V126L124 127H122L121 126ZM203 124V123H202ZM0 125V126H1ZM86 126V127H84V126ZM199 126L201 125V122H199V124H198ZM198 125H196V126H198ZM47 126V127H46ZM191 126H193V128H195L194 126H195V124L194 125H191ZM190 126V128H192ZM12 127V129H10ZM121 127V128H120ZM261 127V128H260ZM3 128V129H2ZM7 128V129H6ZM21 128V129H20ZM38 128V129H37ZM45 128V129H44ZM82 128V129H81ZM109 128V129H108ZM192 128V129H193ZM258 128V129H257ZM14 129V130H13ZM43 129V130H42ZM110 129L112 130V131H110ZM115 129V130H114ZM123 131H122V130ZM4 130V131H3ZM10 132H9V131ZM25 130V131H24ZM46 130V131H45ZM58 130V131H57ZM78 130H79V132H78ZM83 131L82 133L80 132V131ZM88 130V132H86ZM14 131V132H13ZM29 131H30V133H29ZM34 131V132H33ZM63 131V132H62ZM66 131V132H65ZM73 131V132H72ZM103 131V132H102ZM107 131L110 133H107ZM115 131H116V133H115ZM15 133V134H13V133ZM51 132V133H50ZM56 132V133H55ZM66 134H65V133ZM77 132H78V134H77ZM89 132L91 133V134H89ZM119 134H118V133ZM240 132V133H239ZM11 133V134H10ZM21 133V134H20ZM100 133V134H99ZM29 134V135H28ZM43 135V137L44 138H40V136H42ZM53 134V135H52ZM73 136H71V135ZM83 134V135H82ZM99 134V135H98ZM105 136H104V135ZM115 134H118V136L120 135L121 137H119V139H118V136L117 135H115ZM122 134V135H121ZM234 136H233V135ZM254 134V135H253ZM22 135V136H21ZM60 136V137H58V136ZM67 135V136H66ZM70 135V136H69ZM85 135V136H84ZM93 135H96V136H94L93 137ZM104 137H103V136ZM107 135V136H106ZM114 135V136H113ZM206 135V134H205ZM209 136V138H210V136L212 135H210V134H208ZM237 135V136H236ZM242 135V136H241ZM250 137V139L248 138V136ZM262 135V136H261ZM39 136V137H38ZM56 136L58 137V138H56ZM66 136V137H65ZM115 136L117 137V139L119 140V142L120 141H122L123 143H126V144H123L122 145V143H119L118 142V140L115 138ZM207 136V135H206ZM229 136L232 138V137H234L233 138V140H231V138H229ZM48 138H51V137H49V136H47ZM71 137V138H70ZM114 137V139H116V141H114L113 140V142H112V140H110L109 141V139H111V138H113ZM205 137V136H204ZM208 137H206V138H208ZM211 137H213V135L211 136ZM244 137H246V138H244ZM259 137V138H258ZM29 138V139H28ZM72 139V140H76V139ZM86 138V139H85ZM95 138H99L98 139V141L100 142H98V141H96V139ZM122 138H124L123 140H122ZM238 140H237V139ZM252 138V139H251ZM263 138V139H262ZM62 139V138H61ZM102 139V141H100ZM105 139H107V140H105ZM226 139H228V140H226ZM249 139V140H248ZM254 139V140H253ZM260 139V140H259ZM262 139V140H261ZM231 140V141H230ZM108 141V142H107ZM250 141H251V143H250ZM261 141H262V144H261ZM30 142H32V143H30ZM102 142V143H101ZM104 142H106V143H104ZM110 142V143H109ZM114 142H116V143H114ZM104 143V144H103ZM237 145H236V144ZM32 145L33 144V146L32 147H30V145ZM49 144V145H48ZM53 144V145H52ZM102 144L103 145H106V146H102ZM112 144V145H111ZM116 146H115V145ZM120 144H121V146L124 148V147H126V148H128L129 146V148H128V150L126 149H124L125 151H123V149H121L122 147L120 146ZM129 144H131V145H129ZM260 146H259V145ZM42 145H45L44 147L45 148H43V146ZM54 145H56L55 147H53ZM96 145V144H95ZM111 145V146H110ZM124 145H126V146H124ZM133 145V147L131 148V146ZM258 145V146H257ZM61 146V147H60ZM97 146V145H96ZM108 146V147H107ZM114 148H113V147ZM120 146V147H119ZM128 146V147H127ZM243 146H246V145H243ZM28 147V148H27ZM29 147H30V149H29ZM35 149H34V148ZM48 149H47V148ZM59 147V148H58ZM106 149H105V148ZM10 148H11V151H16V150H20L19 148H17L16 150H15V147H8V149L10 150ZM14 148V149H13ZM57 149V152H55L56 151V149ZM63 148V149H62ZM112 148V149H111ZM121 149V151H120V149ZM32 149H34V150H32ZM41 149H43V150H41ZM52 150V153H51V150ZM54 149V150H53ZM61 149V150H60ZM108 149V150H107ZM109 149H111V150H109ZM119 151V152H121V154H123L122 155V157H121V155H119L120 153H118L117 151ZM135 149V148H134ZM0 150H2V148H0ZM29 150V153L27 152ZM38 150H39V152H38ZM46 150V152H44ZM58 150H60L59 152L60 153H58ZM206 149H204L203 151L206 153L205 154V156H207V157H209V159L211 158L210 156H212V155H214V159L216 160V162L214 161V159L213 158H211V160L213 161V164H215V167H216V169H217V163L219 162L220 163V161L222 160L223 161V163H224V161L226 160V162H225V165L223 164V170L226 172V174H224L225 172H223V170H222V168H221V170H220V168H219V171H221V173L223 172V174L224 175H227V174H229L230 176H231V172L233 171V172H235L234 174L232 173V176H233V178L235 179V181L237 180V181H240L241 179L239 178V176L237 177L236 175L237 174H239L238 172H240V173H243V171L246 169L245 167H244V165L247 167V165L249 164V162L250 161H254V159H256V162H263L262 163V165H264V159H263V157H262V159H261V155L259 156V155H257V157L258 158H256V156H254V158L253 157H251V159L252 160H250L249 161V159L248 158H246V156H243V157H239V158H237V155H236V153L232 150V152H230V151H228V152H226L227 150H224V152H226V155H228V159L226 158L225 159V156H223L224 158L222 159V157H221V151L219 152V151H217V150H209V149H207L206 151H205ZM31 151H34L35 152V154H33L34 152H32V154L30 153ZM54 151V152H53ZM63 151V152H62ZM69 151V152H70ZM82 151H83V148H82ZM81 151V152H82ZM107 151V152H106ZM127 151V152H126ZM133 151V150H132ZM140 151V152H139ZM201 151V153H200V155L202 154V155H204V152H202V150H200ZM199 151V152H200ZM215 151V152H214ZM47 152L49 153L48 155H47ZM81 152H79V153H81ZM113 152H111V154L113 153ZM116 152V153H115ZM140 153V154H138V153ZM212 153L213 152V154H209V153ZM217 152H219V153H217ZM234 152V153H233ZM37 153H41L40 154V158H39V154H37ZM55 153L57 154H59V155H55ZM62 153H63V155H62ZM126 153H128V154H126ZM131 153V154H130ZM214 153H216V154H218L217 155V157H218V159H216V154H214ZM230 153H231V157H229L230 156ZM232 153H233V155H232ZM28 154V155H27ZM29 154H31L30 156H33V158L32 157H30L29 156ZM36 154H37V156H38V158H39V160H38V158H35L36 157ZM51 154H54V155H51ZM111 154H108V155H111ZM150 154V155H149ZM152 154V155H151ZM222 154L223 155H225V153H223L222 152ZM35 155V156H34ZM47 155V156H46ZM113 155V154H112ZM124 155H125V158H124ZM127 155V156H126ZM129 155H130V157H129ZM132 155V156H131ZM135 155V157H133ZM137 155H140V156H137ZM202 155H201V158H200V156H198L199 158H197V159H202ZM210 155V156H209ZM51 156L53 157V159L51 158ZM59 156V157H58ZM60 156H62V157H60ZM64 156V157H63ZM120 156V157H119ZM152 156V157H151ZM205 156H203V158L205 157ZM234 156H236V157H234ZM72 156H69L68 155V159H70ZM74 157V156H73ZM80 157V156H79ZM137 157H139L138 158V160H137ZM187 158V156H184L183 158ZM207 157H205L206 159L205 160H207L208 158ZM213 157V156H212ZM234 157V158H233ZM27 158H32L31 160H30V162L29 161H27ZM56 158V159H55ZM60 158H61V160H60ZM219 158H221V159H219ZM235 158H237L236 160H238V161H235L234 159ZM245 158V159H244ZM260 158V159H259ZM35 159V160H34ZM37 159V160H36ZM50 159V160H49ZM73 159H75V158H73ZM131 159L132 160H134V161H131ZM142 159V160H143ZM208 159V160H209ZM230 159V160H229ZM241 159H244V160H241ZM248 161H247V160ZM257 159H258V161H257ZM29 160V159H28ZM64 160H66V159H64ZM141 160V161H142ZM211 160H209V161H211ZM229 160V162H227ZM232 160V161H231ZM241 160V161H240ZM261 160H263V161H261ZM14 161V160H13ZM23 161V162H24ZM27 161V162H26ZM44 161V162H43ZM52 161H51V163H52ZM176 161V160H175ZM175 161H174V165L176 166L177 165V163L175 164ZM208 161V162H209ZM212 161L210 162V165L209 166H211V163H212ZM240 161V165H238V163L237 162H239ZM242 161H244L243 163H242ZM16 162V161H15ZM28 162H29V164H28ZM38 162H36V163H38ZM49 162V163H48ZM176 162H178L179 163V161H176ZM215 162V163H214ZM235 162V163H234ZM6 163H8L7 162V160H6V162H5V164ZM48 163V164H47ZM152 163V164H151ZM227 163V164H226ZM229 163V164H228ZM233 163H234V165H233ZM245 163V164H244ZM247 163V164H246ZM149 164V165H148ZM6 165H8V164H6ZM173 165V166H174ZM201 167H200V166ZM232 165V166H231ZM238 165V167L239 168H242L241 166H243V171H242V169H239V168H236L235 166H237ZM262 165H255L258 169H256L257 171L256 172H254V169L256 168V167H253L252 166V168H254L253 170H252V172H253V174H255V173H257L258 175V177H260V179L262 180H264V178H261V176L262 177H264V169H262L264 166H262ZM196 166V168L195 169H202V164H196L195 165ZM226 166L228 167V168H226ZM229 166H230V169H231V167H233V168H235V169H238V170H240V171H238V170H236V171H234V170H232L231 172H229L230 171V169H229ZM261 166H262V168H261ZM155 167V166H154ZM198 167V168H197ZM212 167H213V165H212ZM212 167H210V168H212ZM219 167V166H218ZM260 167V168H259ZM156 168H162L161 166L159 167V166H157ZM193 169L194 168V166L193 167H190V169ZM206 168V167H205ZM214 168V167H213ZM245 168V169H244ZM31 169H34L33 167L32 168H30L28 171H30ZM204 169V168H203ZM225 169H227V170H225ZM259 169H260V171H259ZM194 170V169H193ZM261 170L263 171V172H261ZM36 173H34V170L31 172H26V175L24 174V176L22 175L21 176V174H20V176L16 173V175H18V176H15V175H13L12 177L14 178V177H19L20 179H21V184H20V179L18 180V178H16L17 180H18V189L16 188V184H15V179H13L12 181L10 180V183L9 182H7L6 181V183H8L7 185L8 186H10V184H11V187H14L13 189H17L16 191H13V192H11V195L9 194V196H12V197H14V195H15V193H18L19 191H20V193H18V194H16L15 195V197L12 199V197H10V199L13 201H11L12 202V204L11 203H9L8 204V206H5V207H3L2 205H1V207H0V212H2L3 211V213L5 212L6 213V215H8L9 213H13V214H15L16 215V212H17V216H14V220L15 219H17V221H20L21 223H24V224H22L23 226H22V231H20V233L18 234V231L16 232H14V234H16V236H17V239H18V237H19V239H18V244H16V243H14L13 245H11L8 249H10L11 247H13L14 246V249H16V250H20V251H23L25 254H26V264H33V263H35V264H66V262H71V263H69V264H73L74 263V261L75 260H77L76 259V255H79V257L81 256V258H83L84 259V261H83V263H82V260H80V261H78V263H77V261H75V263L74 264H79L80 262V264H107V262H108V259L107 258H109V260H110V258L112 257L113 259L115 258V256H121L122 255V250H121V247H126L127 245H129L130 243H131V240L129 239V235L127 236H125L126 238H125V240H124V238H123V240L121 241V240H118L117 239V241H113V243H109V244H114V246L112 245H107V243L104 241V236H102V233H101V230L97 233V237H96V235H95V237L92 239L91 237H83V238H78V239H76V238H73L72 240H71V244L72 245H70V244H67V245H69V250H68V248H67V246H66V248H64L66 251H64V249H61V248H63V247H61V248H55L54 246L55 245H53L54 243H55V240H54V238L52 239V242L54 241V243L52 244V242H51V240L49 241V237H52V235L54 234V233H56V232H60L59 230L61 229V230H72V228H73V226H74V228L76 227V226H78V223H79V221L81 220H76V218H79L78 216H79V214L77 215V212L78 213H81V211H83L84 213H85V216L87 217H82V218H86L87 219V222H93L91 219H96L95 217H99L101 214H102V216L105 214V213H103L102 212V210H103V207L104 206H102L103 205V203H100V202H95V204L94 203H88V202H90V200L91 199H89V198H86L85 199V201L87 202H84V204L86 203V205H85V207H83L84 206V204H83V206H81V205H76L74 202L76 201V200H79L78 198H80V196L78 197V196H76V195H81V193H85L86 192V190L85 189H80L78 192L76 191V190H72V189H69L70 191H68V190H61V192L59 191H54V192H52L51 194H55V192H57L58 194V196L55 194L54 195V198H53V195H51L50 194V192H49V194L51 195H49V194H45V193H48V192H45L44 190V186H45V184L46 183H52V182H50V180H48L49 178H52L51 176H53V182L54 181H56L57 180V176H54V175H52L51 174V176H49V178H48V175L50 174H48V172L47 173H45L46 175L44 176V173H43V175H40V176H38L39 175V173H37V171H35ZM159 172V171H158ZM228 172V173H227ZM236 172H237V174H236ZM12 173V172H11ZM29 173V174H28ZM263 173V174H262ZM14 174V173H13ZM190 174V173H189ZM244 174V173H243ZM243 174H239L240 176H242ZM256 175V174H255ZM41 176H42V178H41ZM46 176H47V178H46ZM25 177V178H24ZM44 177H45V182L46 183H43L44 182ZM22 178H24V180L26 181V183H27V185H25V182L22 180ZM191 178V177H190ZM40 179H41V182H42V180H43V182H42V184L44 185H40L41 184V182H40ZM56 179V180H55ZM234 179H232V181H229V183L227 184V183H222L223 181H221V182H217V184L219 183V184H221V185H219L218 184V186H216L215 185V187H218L219 189H222L221 191L222 192H224V191H226V192H233L234 190H231V188H233V185L231 186V184H236L235 183V181H234ZM238 179H240V180H238ZM17 180H16V183H17ZM38 180H39V182H38ZM260 180V181H261ZM38 182V186H42V187H40V188H38L39 190L37 191V189H35L36 188V184H35V182ZM52 181V180H51ZM236 181V182H237ZM3 182L4 181H2V182H0V184L2 183V185H3ZM33 182H34V184H33ZM230 182H231V184H230ZM25 185V186H28L27 188H26V190H25V187L23 188V184ZM196 183V188H197V185H199V183H198V181L197 182H195ZM261 183L264 185V182L263 181H261ZM31 184V186H33V185H36V186H34V188L32 189L31 188V186H29V185ZM33 184V185H32ZM225 184V185H224ZM230 184V185H229ZM4 185H6L5 183H4ZM6 185V186H7ZM13 185V186H12ZM16 185V186H15ZM19 185L20 186H22V188L21 187H19ZM227 185H229V187H231L230 188V190L229 189H227V188H229V187H227L226 188V186ZM238 184H236L235 186H237ZM96 186V185H95ZM94 186V187H95ZM202 189H203V187H204V189L203 190H205L206 188H205V186H204V183L202 184V183H200V185H199ZM198 186V187H199ZM203 186V187H202ZM221 188H220V187ZM239 187H241L240 188V190H243L242 189V186L240 185V182H239V185H238V187H237V189H235L236 187H234L233 189H235V190H239ZM20 188V189H19ZM29 188V189H28ZM31 188V189H30ZM42 188V189H41ZM96 188H98V187H96ZM201 188L200 189H198V190H200V191H202L201 190ZM264 188V187H263ZM21 189H24V192L22 193L21 191H23V190H21ZM219 189L217 190V188H215L214 189V191H219ZM223 189H225V190H223ZM32 190V191H31ZM72 190V191H71ZM96 190H98V189H96ZM109 190V189H108ZM228 190V191H227ZM27 191V192H26ZM44 191V192H43ZM53 191V190H52ZM68 191V192H67ZM76 191V192H75ZM221 191H220V193H221ZM244 191V190H243ZM40 192H42V193H40ZM76 194H75V193ZM79 192H80V194H79ZM245 192V191H244ZM14 193V194H13ZM35 193V194H34ZM69 194V196H73V200H71V198H69V196L68 195H66V194ZM237 193H238V191H237ZM42 196H41V195ZM43 194H45L44 196H43ZM60 194V195H59ZM234 194H236V191L234 192ZM39 195V196H38ZM18 196V197H17ZM37 196V197H36ZM48 196V197H47ZM56 196V197H55ZM63 198H62V197ZM36 197V198H35ZM58 197V198H57ZM66 197H68V199L66 200ZM75 197H77L76 198V200L74 199ZM144 197V196H143ZM142 197V199H144ZM19 198H21V200L19 199ZM24 198V199H23ZM43 198V199H42ZM65 198V199H64ZM36 199V200H35ZM54 199V200H53ZM61 201H60V200ZM69 199H70V201H69ZM17 202H16V201ZM23 200V201H22ZM25 200V201H24ZM196 200V199H195ZM15 201V202H14ZM54 201V202H53ZM58 201H60V202H58ZM66 201V202H65ZM73 203H72V202ZM69 202V203H68ZM93 202V201H92ZM196 203L197 201H194V199H193V203ZM22 203V204H21ZM61 203V204H60ZM11 204V205H10ZM72 204V205H71ZM79 204H82V203H80L79 202ZM95 205V206H93V205ZM100 204V205H99ZM5 205V204H4ZM7 205V204H6ZM67 206V207H66ZM79 206V207H78ZM93 206V207H92ZM152 204H150L149 205V207H151L150 209H148V210H150V211H144L142 214L141 213H139L138 212V210H137V208L135 209V208H129V209H126V213H131V212H133V214L134 215H136L140 220H141V223H140V229L141 230H143V228L144 227H146L147 226V220H148V214L150 215V216H152L151 214H153V209H152ZM7 207V208H6ZM77 207V208H76ZM83 208V210H82V208ZM90 207V208H89ZM5 208V209H4ZM21 208V209H20ZM75 208V209H74ZM86 208V209H85ZM88 208V209H87ZM94 208H95V210H94ZM1 209H2V211H1ZM8 209V210H7ZM71 209H73V211L71 210ZM79 209H80V211H79ZM131 209V212L129 211ZM132 209H134V210H132ZM127 210L129 211V212H127ZM137 210V211H136ZM9 213H8V212ZM47 211V212H46ZM72 211V212H71ZM88 211V212H87ZM97 211V212H96ZM15 212V213H14ZM44 212H46V213H44ZM101 212V213H100ZM8 213V214H7ZM54 213H56V214H54ZM136 213V214H135ZM146 213V214H145ZM151 213V214H150ZM20 214V215H19ZM100 214V215H99ZM132 214V213H131ZM131 214H126V217H127V223H130L129 221V215H131ZM132 214V215H133ZM139 214V215H138ZM91 215H92V217H91ZM142 215V216H141ZM38 216V217H37ZM46 216V217H45ZM45 217V218H44ZM143 217V218H142ZM145 217L147 218V220H145ZM39 218V219H38ZM90 220H89V219ZM8 219H10V216L8 217ZM12 219V218H11ZM12 219V220H13ZM22 221H21V220ZM54 219V220H53ZM86 219H84V221L86 220ZM26 220V221H25ZM39 220V221H38ZM76 220V221H75ZM89 220V221H88ZM17 221L15 220V224L16 225H18L19 223H17ZM24 221V222H23ZM145 221V222H144ZM32 222H33V224H32ZM90 222V223H91ZM48 223V224H47ZM90 223H88L89 224V226H90ZM39 224V225H38ZM43 224H45V225H43ZM75 224V225H74ZM20 225V224H19ZM36 225V226H35ZM46 225H48V227H46ZM60 225V226H59ZM92 225V224H91ZM21 226V225H20ZM52 226V227H51ZM46 227V228H45ZM109 227V226H108ZM106 228L104 231H108L107 229H109V232L111 231H113V230H110L112 227L110 226V228ZM126 226H124V228H125ZM24 228V229H23ZM55 228H56V230H55ZM71 228V229H70ZM73 228V229H74ZM44 229V230H43ZM52 229V230H51ZM58 229V230H57ZM86 229H88V227H86ZM32 231V232H31ZM48 231H50V232H48ZM5 232H7V231H5ZM21 232H23V233H21ZM26 232V233H25ZM29 232V233H28ZM113 233V232H112ZM7 234V233H6ZM5 234V236H7ZM24 234H26V236L24 235ZM98 234H99V236H98ZM115 234V233H114ZM1 235V234H0ZM22 235H24V237H25V239L23 240V236ZM55 235H57V233L56 234H54L53 235V237H55ZM4 236V237H5ZM46 237V238H45ZM57 237V236H56ZM128 237V238H127ZM27 238V239H26ZM88 238V239H87ZM20 239H22L23 240V244H20L21 242H20ZM46 239V240H45ZM41 240V241H40ZM47 240L49 241L48 243H47ZM88 241V242H87ZM91 241H93V242H91ZM129 241H130V243H129ZM20 242V243H19ZM29 242V243H28ZM43 242V243H42ZM50 242H51V244H52V246H53V248L51 247V244H50ZM75 244H74V243ZM78 244H77V243ZM115 242V243H114ZM117 242V243H116ZM124 242V243H123ZM122 243V244H121ZM1 244V243H0ZM20 244V245H19ZM42 244V245H41ZM48 246V244H49V246H50V248L49 249H51V250H53L54 252H56V253H49V252H52L51 250L50 251H48V248L45 246ZM94 244H95V246H94ZM147 244H148V246H147ZM34 245V246H33ZM75 245V246H74ZM81 245V246H80ZM116 245V246H115ZM120 245V246H119ZM18 246V247H17ZM36 246V247H35ZM48 246V247H49ZM74 246V247H73ZM77 246V247H76ZM89 246H90V248H89ZM106 246V247H105ZM110 246V247H109ZM24 247V248H23ZM38 247V248H37ZM43 247L45 248V249H43ZM92 247H93V249H92ZM114 247V248H113ZM143 247V248H142ZM1 249V251H2V246L0 247ZM21 248V249H20ZM35 248V249H34ZM37 248V249H36ZM41 248V249H40ZM70 248H71V250H70ZM95 248V249H94ZM108 248V249H107ZM167 249H169V246H167L166 247ZM13 248H11L10 250H12ZM23 249V250H22ZM34 249V250H33ZM39 249V250H38ZM87 249H89L88 251H87ZM91 249V250H90ZM5 250V249H4ZM36 250V251H35ZM47 250V251H46ZM62 250V251H61ZM76 250V251H75ZM96 252H95V251ZM118 250V251H117ZM0 251V252H1ZM74 251V252H73ZM93 251V252H92ZM107 251H109V252H107ZM115 253H114V252ZM49 253V255L51 256L52 254H56V256L54 257V259L55 260H53V259H51V258H53V256H51V257H49L48 256V253ZM57 252H58V254H57ZM67 252H69V254L67 253ZM71 252V253H70ZM194 251L192 250H186L185 251V253H186V255L188 256V259L190 260V262H191V264H196V263H198L199 262V264H211V263H208V261L206 260V259H204V258H202L203 256L201 255V253L199 252V251H195L194 253H193ZM65 253H66V255H65ZM77 253V254H76ZM79 253V254H78ZM84 253V254H83ZM144 253V254H143ZM81 254V255H80ZM83 254V255H82ZM88 254V255H87ZM92 254V255H91ZM106 254H108V255H106ZM110 254V255H109ZM115 254H117V255H115ZM27 255H28V257H27ZM30 255V256H29ZM43 255V256H42ZM139 255V256H138ZM142 255V256H141ZM33 256V257H32ZM44 256H48L47 258L46 257H44ZM59 256V257H58ZM75 256V257H74ZM86 256V257H85ZM106 256V257H105ZM123 256V255H122ZM156 255H154L153 253H152V251H151V247H150V245H149V243L147 242V241H140V244L138 245V251H137V254H136V258H135V261L139 264H160V262H161V264H169L168 262H166V261H162V258H160L159 256H156ZM192 256H194V257H192ZM37 257V258H36ZM39 257H40V259L41 260H38L39 259ZM58 258V260H57V258ZM70 257V258H69ZM88 257H90V258H88ZM116 257V258H117ZM158 257H159V259H158ZM30 258L31 259H37V260H35L34 262H33V260H30ZM46 258V259H45ZM59 258H62V259H64V261H65V263H59ZM78 258V257H77ZM103 258L105 259V260H103ZM154 258V259H153ZM156 259V260H155ZM30 260V261H29ZM53 260V261H52ZM68 260V261H67ZM71 260V261H70ZM89 262H88V261ZM92 260V261H91ZM107 260V261H106ZM139 260V261H138ZM142 260V261H141ZM197 260V261H196ZM37 261V262H36ZM43 261H45V262H43ZM51 261H52V263H51ZM56 261H58V262H56ZM87 261V262H86ZM134 261V263H136ZM141 261V262H140ZM31 262V263H30ZM85 262V263H84ZM102 262H104V263H102ZM130 263L129 264H132L133 262H131V261H129ZM136 263V264H137Z\"/></svg>", "mask_w": 264, "mask_h": 264}]
</instances>
